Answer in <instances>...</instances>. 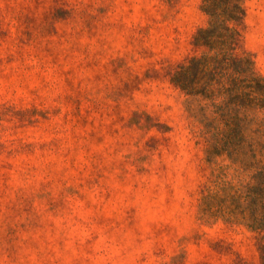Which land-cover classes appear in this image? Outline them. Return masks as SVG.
Instances as JSON below:
<instances>
[{"label": "rangeland", "instance_id": "obj_1", "mask_svg": "<svg viewBox=\"0 0 264 264\" xmlns=\"http://www.w3.org/2000/svg\"><path fill=\"white\" fill-rule=\"evenodd\" d=\"M244 5L264 78V0ZM207 26L202 0H0V264H261L256 234L200 210L217 175L256 172L249 144L208 162L171 82Z\"/></svg>", "mask_w": 264, "mask_h": 264}, {"label": "trees", "instance_id": "obj_2", "mask_svg": "<svg viewBox=\"0 0 264 264\" xmlns=\"http://www.w3.org/2000/svg\"><path fill=\"white\" fill-rule=\"evenodd\" d=\"M202 10L208 26L193 41L201 53L180 64L171 82L198 104L208 162L227 156L233 164H246L242 155L249 144L247 160L256 172L245 186L224 183L217 175L202 191L200 210L203 218L243 224L256 234L264 264V165L262 152L253 145L263 134L251 129V115L264 111V78L243 50L244 0H202Z\"/></svg>", "mask_w": 264, "mask_h": 264}]
</instances>
